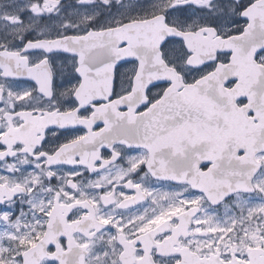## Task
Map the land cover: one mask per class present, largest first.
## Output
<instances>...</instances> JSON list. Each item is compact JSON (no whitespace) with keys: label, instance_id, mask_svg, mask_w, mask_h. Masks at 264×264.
<instances>
[{"label":"flooded vegetation","instance_id":"flooded-vegetation-1","mask_svg":"<svg viewBox=\"0 0 264 264\" xmlns=\"http://www.w3.org/2000/svg\"><path fill=\"white\" fill-rule=\"evenodd\" d=\"M254 1L198 0L185 24L163 16L226 39L243 31L240 13ZM203 2L235 16L199 14ZM50 24L1 34L15 65L0 69V264H264V76H223L225 90L240 83L246 93L235 115L220 117L219 103L208 112L198 93H184L231 53L191 68V54L170 40L162 59L181 84L149 87L131 112L119 98L132 91L138 63L116 64L106 100L93 102L92 91L109 90L96 77L107 63L36 43L102 28ZM255 63L264 66L263 50ZM79 71L93 75L83 92Z\"/></svg>","mask_w":264,"mask_h":264},{"label":"water","instance_id":"water-1","mask_svg":"<svg viewBox=\"0 0 264 264\" xmlns=\"http://www.w3.org/2000/svg\"><path fill=\"white\" fill-rule=\"evenodd\" d=\"M241 17L248 21L243 32L225 40L213 41L212 34L214 33L210 29H200L196 32L178 30L167 26L162 16H155L147 20L128 22L119 27L91 32L82 37L65 38L48 44L55 46L56 51L65 49L67 53L79 54L81 59H84L86 54H92V60L107 63L102 66V69L106 70L105 74H98L96 77L108 80V85L112 84L113 68L116 64L137 61L138 69L132 82L133 90L119 99V107L131 109V104L137 101L138 97H143L151 85L163 81L174 83V80L179 78L172 69L165 67L161 59L160 48L166 40L178 39L183 42L186 49L194 55L188 60V65L192 67L212 61L217 51L231 52L228 64H218L215 71L197 80L194 84L188 85L184 93L189 100H195V95L198 93V99L204 101V110L208 112L215 111L216 106L212 104L219 103V116L229 117L235 115L229 111L237 110L233 103L236 99L245 97L246 87L235 86L232 90H225L223 76L232 74V79L244 81V84H249V80L255 76H264V67H257L254 63L255 54L264 49V0L244 10ZM203 33L207 36H201ZM2 57L3 53H0V59ZM153 68L155 72L151 73ZM84 74H81L84 79L82 85H89L86 73ZM87 75L89 79L93 76ZM81 90L84 91V89ZM96 92L92 91V94ZM102 93L97 92V95ZM103 99L105 96L97 97L94 101ZM205 102H209L210 105H205ZM236 114L244 116L243 111H237ZM219 141L224 142L226 139Z\"/></svg>","mask_w":264,"mask_h":264},{"label":"rangeland","instance_id":"rangeland-1","mask_svg":"<svg viewBox=\"0 0 264 264\" xmlns=\"http://www.w3.org/2000/svg\"><path fill=\"white\" fill-rule=\"evenodd\" d=\"M196 1L198 0H65L63 3L64 0H3L0 2V44L6 40L1 38L2 32L8 33L9 37L15 31L42 20L51 21V26L61 23V28L67 25L76 28L85 21L92 22L93 26L117 25L125 19L161 12L168 14L172 21L185 24L182 14L194 7ZM203 3L206 7L196 9L199 14H207L209 18L221 14L235 16V11L228 8ZM217 7L218 11L215 10Z\"/></svg>","mask_w":264,"mask_h":264}]
</instances>
